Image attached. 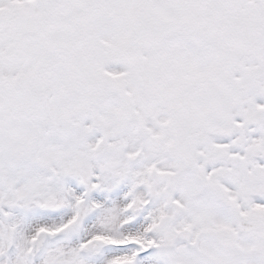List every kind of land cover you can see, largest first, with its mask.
Instances as JSON below:
<instances>
[{
    "label": "snow or ice",
    "instance_id": "snow-or-ice-1",
    "mask_svg": "<svg viewBox=\"0 0 264 264\" xmlns=\"http://www.w3.org/2000/svg\"><path fill=\"white\" fill-rule=\"evenodd\" d=\"M0 264H264V0H0Z\"/></svg>",
    "mask_w": 264,
    "mask_h": 264
}]
</instances>
